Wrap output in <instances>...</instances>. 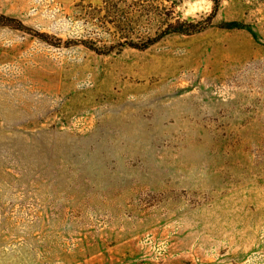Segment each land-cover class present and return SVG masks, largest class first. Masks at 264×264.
Returning <instances> with one entry per match:
<instances>
[{"label": "rangeland", "instance_id": "1", "mask_svg": "<svg viewBox=\"0 0 264 264\" xmlns=\"http://www.w3.org/2000/svg\"><path fill=\"white\" fill-rule=\"evenodd\" d=\"M215 6L0 0V264H264V0Z\"/></svg>", "mask_w": 264, "mask_h": 264}, {"label": "trees", "instance_id": "2", "mask_svg": "<svg viewBox=\"0 0 264 264\" xmlns=\"http://www.w3.org/2000/svg\"><path fill=\"white\" fill-rule=\"evenodd\" d=\"M220 4V0H215V7L218 8ZM166 33H176V34H191L193 32L196 31V29L194 28V24L193 23H188L186 21H181L178 20L176 21V23H170L169 26L167 27V29L165 30ZM158 39H149L147 40V42L145 43L143 48H147L148 46H150L151 44H153L154 42H156Z\"/></svg>", "mask_w": 264, "mask_h": 264}]
</instances>
